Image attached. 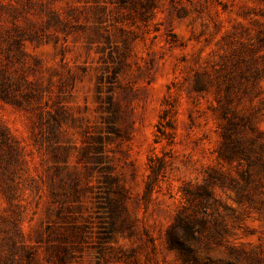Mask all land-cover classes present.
Wrapping results in <instances>:
<instances>
[{"label":"rangeland","instance_id":"374dc122","mask_svg":"<svg viewBox=\"0 0 264 264\" xmlns=\"http://www.w3.org/2000/svg\"><path fill=\"white\" fill-rule=\"evenodd\" d=\"M187 221L264 264V0H0V264H185Z\"/></svg>","mask_w":264,"mask_h":264},{"label":"trees","instance_id":"16d2710c","mask_svg":"<svg viewBox=\"0 0 264 264\" xmlns=\"http://www.w3.org/2000/svg\"><path fill=\"white\" fill-rule=\"evenodd\" d=\"M261 148L262 146H258ZM235 151V147L232 146L227 151L223 150V154H230ZM215 183L213 178L210 179V184ZM207 193L206 191H204ZM52 196H57L59 193L51 190ZM200 196V195H199ZM190 222H184L181 226L177 224L171 225L165 235V243L169 249L177 251L181 256L185 264H195L196 259L192 254L191 246L187 237L183 236V233H190ZM68 236L65 233L59 232L52 237L47 247V255L45 256L47 264H68V257L71 253V247L68 244ZM56 242V243H55ZM11 251L10 255L7 256L8 263L16 264H32L35 261V253L33 251L25 252L24 260L17 261L14 259L13 253L16 252L17 246L14 241L10 240Z\"/></svg>","mask_w":264,"mask_h":264}]
</instances>
